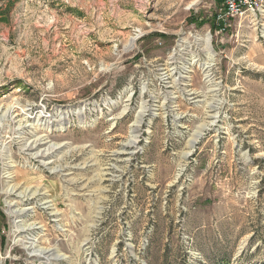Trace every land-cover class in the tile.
I'll return each mask as SVG.
<instances>
[{
	"label": "rangeland",
	"instance_id": "obj_1",
	"mask_svg": "<svg viewBox=\"0 0 264 264\" xmlns=\"http://www.w3.org/2000/svg\"><path fill=\"white\" fill-rule=\"evenodd\" d=\"M222 8L0 0V264H264V0Z\"/></svg>",
	"mask_w": 264,
	"mask_h": 264
},
{
	"label": "built area",
	"instance_id": "obj_2",
	"mask_svg": "<svg viewBox=\"0 0 264 264\" xmlns=\"http://www.w3.org/2000/svg\"><path fill=\"white\" fill-rule=\"evenodd\" d=\"M261 0H222L223 8L214 14V20L218 30H224L231 18L241 16L258 8Z\"/></svg>",
	"mask_w": 264,
	"mask_h": 264
},
{
	"label": "bare ground",
	"instance_id": "obj_3",
	"mask_svg": "<svg viewBox=\"0 0 264 264\" xmlns=\"http://www.w3.org/2000/svg\"><path fill=\"white\" fill-rule=\"evenodd\" d=\"M33 147V146H32Z\"/></svg>",
	"mask_w": 264,
	"mask_h": 264
}]
</instances>
